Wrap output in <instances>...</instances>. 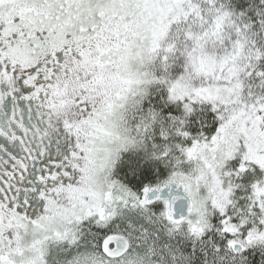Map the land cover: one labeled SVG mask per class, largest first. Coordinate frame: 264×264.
<instances>
[{
  "label": "snow or ice",
  "instance_id": "obj_1",
  "mask_svg": "<svg viewBox=\"0 0 264 264\" xmlns=\"http://www.w3.org/2000/svg\"><path fill=\"white\" fill-rule=\"evenodd\" d=\"M0 264H264V0H0Z\"/></svg>",
  "mask_w": 264,
  "mask_h": 264
}]
</instances>
